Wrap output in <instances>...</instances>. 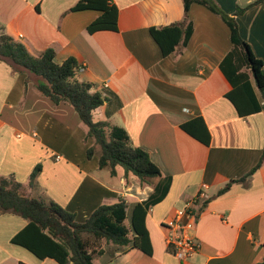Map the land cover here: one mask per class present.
<instances>
[{
	"label": "crops",
	"instance_id": "obj_1",
	"mask_svg": "<svg viewBox=\"0 0 264 264\" xmlns=\"http://www.w3.org/2000/svg\"><path fill=\"white\" fill-rule=\"evenodd\" d=\"M79 1L0 0V34L23 44L34 57L52 49L58 65L74 58L83 68L75 78L90 84L91 93L108 94L93 112L94 121L124 129L130 144L149 155L161 176L141 185L131 174L126 179L119 166L115 175L99 169L100 147L72 107L41 96L33 78L0 60V177H13L26 197L51 200L79 223L98 207L123 198L128 225L132 205L146 201L156 187L163 192L144 220L151 255L102 243L98 248L104 253L94 256V264H179L162 224L200 192L209 200L198 208L195 237L201 246L190 264L262 262L264 97L242 68L248 80L237 77L235 88L248 85L260 111L241 117L226 98L234 91L220 68L232 49L226 25L206 8L191 5L193 31L187 45L163 57L149 28L182 22V0H107L118 11L117 31L92 34L87 28L102 13L71 11ZM214 1L232 15L237 6L255 0ZM236 21L240 37L264 62V2ZM229 65L234 68L235 61ZM240 90L239 103L247 97ZM184 124L191 134L181 129ZM259 163L244 182H237ZM38 164L41 172L29 187ZM25 226L18 216L0 214V264H57L11 243Z\"/></svg>",
	"mask_w": 264,
	"mask_h": 264
},
{
	"label": "trees",
	"instance_id": "obj_2",
	"mask_svg": "<svg viewBox=\"0 0 264 264\" xmlns=\"http://www.w3.org/2000/svg\"><path fill=\"white\" fill-rule=\"evenodd\" d=\"M182 1L184 8L182 22L162 28H149V34L159 47L162 56L167 57L178 47L187 45L193 31L192 24L188 20L190 6L196 4L206 8L222 20L230 34L232 49L220 65L224 75L234 85V91L226 94V98L241 117L259 112L260 107L252 89L248 85L241 90L235 88L237 77L248 80L245 74L240 73V70L245 68L250 72L256 88L264 97V62L254 56L249 45L240 37L236 18L264 0H255L244 7L237 6L232 15L226 14L214 0ZM83 10H97L102 13L88 26L89 34L103 30L117 31L118 11L114 5L108 4L107 0H80L71 11ZM0 60L8 63L14 71L20 74L26 73L28 77L33 78L34 88L41 96L55 105L66 103L72 107L88 128V137L100 147L99 169H106L110 175H115V168L119 166L124 170L126 179L131 174L140 181L141 185H149L153 179L161 176L160 170L151 161L149 155L130 144L124 129L111 126L105 121H94L93 112L106 103L108 94L91 93L90 84L75 78L77 65L74 58L70 57L58 65L54 62L52 49L34 57L23 44L5 34H0ZM232 61L236 64L234 68L229 65ZM239 90L242 92L241 95L243 92L247 95L241 98L240 103L237 101ZM181 129L191 134L187 124L182 125ZM196 137L199 141H204V144H208L207 140ZM92 151L89 149L88 155H91ZM259 165L260 163L237 182H244ZM40 172L41 165L38 164L30 175L29 187L35 185ZM229 186L221 192L226 191ZM24 189V186L17 183L13 177H0V214L10 213L26 222V226L12 238L11 243L26 249L38 259L49 258L57 264H94V256L104 253L102 248H98L97 243L131 247L151 255L152 248L144 220L147 212L165 195L159 192L157 187L146 201L130 207L128 225L126 219L129 206L123 198H119L113 205L98 207L89 218L79 223L75 220L74 214L51 200L26 197ZM83 235L91 237L94 244L87 245ZM258 264H264V260Z\"/></svg>",
	"mask_w": 264,
	"mask_h": 264
},
{
	"label": "built area",
	"instance_id": "obj_3",
	"mask_svg": "<svg viewBox=\"0 0 264 264\" xmlns=\"http://www.w3.org/2000/svg\"><path fill=\"white\" fill-rule=\"evenodd\" d=\"M82 69L77 68L75 73ZM208 200L209 196L205 192L198 193L162 224L167 233L166 244L172 249L179 264H190V259L200 250L201 245L195 237L196 222L199 218L198 208Z\"/></svg>",
	"mask_w": 264,
	"mask_h": 264
},
{
	"label": "rangeland",
	"instance_id": "obj_4",
	"mask_svg": "<svg viewBox=\"0 0 264 264\" xmlns=\"http://www.w3.org/2000/svg\"><path fill=\"white\" fill-rule=\"evenodd\" d=\"M244 0L241 2V4H244ZM240 7H243L242 5H239ZM236 9V8H235ZM235 12V11H234ZM246 13V12H245ZM242 16V15H241ZM84 237V240H85V242L87 243V245H92V244H94V242H93V239L91 238V237H89V236H87V235H83ZM96 245H99L98 243L96 244Z\"/></svg>",
	"mask_w": 264,
	"mask_h": 264
}]
</instances>
